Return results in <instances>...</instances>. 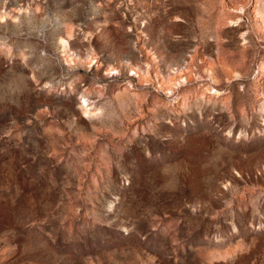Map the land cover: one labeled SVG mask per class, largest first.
Returning <instances> with one entry per match:
<instances>
[{"label": "rangeland", "instance_id": "1", "mask_svg": "<svg viewBox=\"0 0 264 264\" xmlns=\"http://www.w3.org/2000/svg\"><path fill=\"white\" fill-rule=\"evenodd\" d=\"M0 264H264V0H0Z\"/></svg>", "mask_w": 264, "mask_h": 264}]
</instances>
